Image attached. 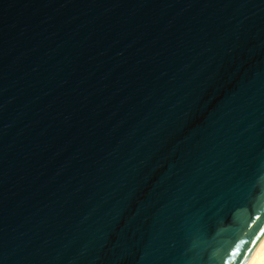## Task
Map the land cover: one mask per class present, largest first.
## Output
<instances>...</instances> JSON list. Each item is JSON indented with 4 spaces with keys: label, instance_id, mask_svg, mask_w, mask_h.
Returning <instances> with one entry per match:
<instances>
[{
    "label": "water",
    "instance_id": "water-1",
    "mask_svg": "<svg viewBox=\"0 0 264 264\" xmlns=\"http://www.w3.org/2000/svg\"><path fill=\"white\" fill-rule=\"evenodd\" d=\"M262 229L264 0H0V264H247Z\"/></svg>",
    "mask_w": 264,
    "mask_h": 264
},
{
    "label": "bare ground",
    "instance_id": "bare-ground-1",
    "mask_svg": "<svg viewBox=\"0 0 264 264\" xmlns=\"http://www.w3.org/2000/svg\"><path fill=\"white\" fill-rule=\"evenodd\" d=\"M262 261H264V238L247 264H262Z\"/></svg>",
    "mask_w": 264,
    "mask_h": 264
},
{
    "label": "snow or ice",
    "instance_id": "snow-or-ice-1",
    "mask_svg": "<svg viewBox=\"0 0 264 264\" xmlns=\"http://www.w3.org/2000/svg\"><path fill=\"white\" fill-rule=\"evenodd\" d=\"M262 232H264V229L261 230ZM239 253L234 252L233 255H238ZM262 264H264V261H262Z\"/></svg>",
    "mask_w": 264,
    "mask_h": 264
}]
</instances>
